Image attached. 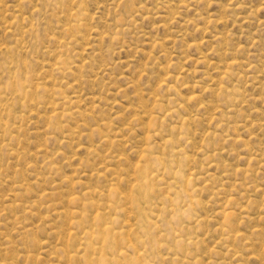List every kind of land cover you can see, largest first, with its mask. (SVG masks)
I'll use <instances>...</instances> for the list:
<instances>
[{
	"label": "rangeland",
	"instance_id": "1",
	"mask_svg": "<svg viewBox=\"0 0 264 264\" xmlns=\"http://www.w3.org/2000/svg\"><path fill=\"white\" fill-rule=\"evenodd\" d=\"M0 100V264H264V0H0Z\"/></svg>",
	"mask_w": 264,
	"mask_h": 264
},
{
	"label": "bare ground",
	"instance_id": "2",
	"mask_svg": "<svg viewBox=\"0 0 264 264\" xmlns=\"http://www.w3.org/2000/svg\"><path fill=\"white\" fill-rule=\"evenodd\" d=\"M81 13H82V12H81ZM84 19H85V18H84ZM208 21H209V20H208ZM60 42H61V41H60ZM67 69H68V68H67ZM215 69H216V68H215ZM226 69H227V68H226ZM54 70H55V69H54ZM226 77H227V76H226ZM14 85H15V84H14ZM23 85H24V84H23ZM25 86H26V85H25ZM170 86H172V85L170 84ZM219 87H221V86H219ZM220 89H223V87L220 88ZM237 89H238V88H237ZM23 91H24V90H23ZM224 91H225V90H224ZM227 91H228V89H227ZM227 91H226V92H227ZM220 92H222V91H220ZM222 93H223V92H222ZM227 93H228V92H227ZM18 95H19V93H18ZM34 95H35V94H34ZM223 95H225V94H223ZM228 95H230V96H228V97H231L232 94H229V93H228ZM236 95H237V94H236ZM236 95H235V96H236ZM65 96H66V95H65ZM26 97H27V96H26ZM20 99H21V98H20ZM84 99H85V98H84ZM228 99H229V98H228ZM165 100H166V99H165ZM229 100H232V99H229ZM0 101H1V100H0ZM30 101H31V100H30ZM88 101H89V100H88ZM158 101H159V100H158ZM71 103H72V102H71ZM67 104H68V103H67ZM68 105H69V104H68ZM156 105H157V104H156ZM8 106H9V105H8ZM8 106H7V107H8ZM162 106H163V104H162ZM177 107H178V106H177ZM60 108H61V107H60ZM63 108H64V107H63ZM53 109H55V107H54ZM56 110H57V109H56ZM161 110H162V109H161ZM7 111H8V110H7ZM140 112H141V111H140ZM156 114H157V113H156ZM143 115H144V114H143ZM161 115H162V114H161ZM152 117H153V116H152ZM152 117H151V120H152V122H153V126H154V123H155L154 120H155V119L153 120ZM154 118H156V117H154ZM162 119H163V118H162ZM160 120H161V119H160ZM182 120H183V118H182ZM184 120L186 121V119H184ZM140 121H142V120H140ZM157 121L159 122L158 119H157ZM150 122H151V121H150ZM152 122H151V123H152ZM182 122H184V121H182ZM146 123H147V122H146ZM2 124H3V123H2ZM185 124H186V123H185ZM149 125H150V124H149ZM155 126H156V125H155ZM103 127H104V126H103ZM107 127H108V126H107ZM180 127H181V126H180ZM180 127H179V128H180ZM5 130H6V129H5ZM100 130H101V129H100ZM154 130H155V129H154ZM91 131H92V130H91ZM91 131H90V132H91ZM149 131H150V130H149ZM185 132H186V131H185ZM157 133H158V132H157ZM124 134H125V133H124ZM185 134H188V133H185ZM146 135H147V134H146ZM147 137H148V136H147ZM167 138H168V137H167ZM105 139H107V137H106ZM116 139H117V137H116ZM129 139H130V138H129ZM163 139H164V138H163ZM165 139H166V138H165ZM169 140L171 141L172 139L169 138ZM166 141H167V139H166L165 141H163V142L166 143ZM115 142H116V141H115ZM117 142H118V141H117ZM172 142H173V141H172ZM167 143H168V142H167ZM167 143H166V144H167ZM163 144H164V143H163ZM171 144H172V143H171ZM143 146H144V145H143ZM143 146H142V147H143ZM163 146H164V145H163ZM168 146H169V144H168ZM113 147H114V146H113ZM165 147H167V146H165ZM111 148H112V147H111ZM92 150H93V149H92ZM113 150H114V149H113ZM164 150H165V149H164ZM173 150H174V149H173ZM162 151H163V150H162ZM174 151H175V150H174ZM90 152H92V151H90ZM146 152H148V154H149V151H148L147 148L143 149V151H142V149H141V154L143 153L142 155L146 158L145 161H146V160H149V157L147 156ZM170 152L172 153V151H170ZM170 152H169V153H170ZM176 152H177V150L174 152V155L177 154ZM171 153H170V154H171ZM162 154H164L163 157H165V154H168V153H165V152H164V153H162ZM180 154H181V153H180ZM110 155H111V154H110ZM153 155H154V154H152L151 158L154 157ZM177 155H179V152H178ZM89 156H90V155H89ZM156 156H158V155H156ZM156 156H155V157H156ZM181 156H182V154H181ZM184 156H185V155H184ZM186 156H187V155H186ZM90 157H91V156H90ZM119 157H120V156H119ZM139 157H140V158H139V162H142V161L140 160V159L142 158V156H140V154H139ZM159 157H161V156H159ZM163 157H162V158H163ZM167 157H168V155H167ZM176 157H177V156H176ZM176 157H174L173 154H172V156L169 157V160H170V158H173L172 160H174V158H176ZM151 158H150V159H151ZM181 158H185V157H181ZM187 158H188V156H187ZM187 158H186V160H187ZM143 159H144V158H143ZM152 159L154 160V158H152ZM152 159H151V160H152ZM165 159H166V158H165ZM155 160H156V161H154V162H155V163L157 162V165H158V168L156 167V168H157L156 171H157L158 169H160L159 166H161V169H162V168L165 169V170L167 169L168 172H172V171H173V170H171L170 167H168V165L165 166V165L163 164V160H162L161 158H157V157H156ZM184 160H185V159H184ZM184 160H183V162H185ZM165 161L168 162L167 159H166ZM175 161H177V160H175ZM180 161H182V160L180 159ZM148 162H149V161H148ZM152 162H153V161H151V162H149V163H152ZM177 162H178V161H177ZM183 162H182V163H183ZM106 163H107V161H106ZM170 163H171V162H170ZM180 163H181V162H180ZM144 164H146V163H144ZM144 164H142V166H139V165H141V163H139V164H136V165H137L136 168L134 167V168H135V174H136V178H135L136 181H135V183L132 185V189H130V190H134V191H135V190H138V191H141V190L143 189V187H142V186H143V183H142V182H143V181L145 182L146 177H149V176H147L148 173H150V172L147 173V168H146V166H143ZM152 164H153V163H152ZM152 164H151V165H152ZM165 164H167V163H165ZM174 164H175V163H174ZM178 164H179V163H178ZM183 164H184V163H183ZM185 164H186V163H185ZM153 165H154V164H153ZM134 166H135V165H134ZM155 166H156V165H155ZM175 166H176V165H175ZM175 166H174V167H175ZM184 166H185V165H184ZM148 167H149V166H148ZM153 167H154V166H153ZM151 168H152V167H151ZM89 169H90V168H89ZM154 169H155V168H153V170H154ZM184 169H185V168H184ZM90 170H91V169H90ZM100 170H101V169H100ZM110 170H111V169H110ZM125 170H126V169H125ZM178 170H179V167H178ZM181 170H182V168H181ZM148 171H149V170H148ZM158 171L160 172V170H158ZM162 171H163V170H162ZM159 172H158V174H159ZM180 172H181V171H180ZM123 173H124V172H123ZM151 173H152V171H151ZM151 173H150V174H151ZM154 173H155V172H153V174H154ZM173 173H174V172H173ZM173 173H171V174H173ZM181 173H182V172H181ZM153 174H152V175H153ZM160 174H161V173H160ZM166 174H167V173L165 172L164 175H166ZM152 175H150V176L152 177ZM156 175H157V173H155V175H153V176H156ZM177 175H178V174H177ZM124 176H125V174H124ZM166 176H167V175H166ZM179 176H180V173H179ZM100 177H101V176H100ZM110 177H111V176H110ZM130 177H131V176H130ZM130 177H129V178H130ZM174 177H176V175H175ZM181 177H183L182 174H181V176H180L179 178H181ZM190 177H191V176H190ZM96 178H97V177H96ZM121 178L124 179V177H121ZM153 178H154V177H153ZM153 178H150V179H152V180L154 181ZM119 179H120V178H119ZM119 179H118V180H119ZM123 179H122V180H123ZM125 179H126V178H125ZM150 179H149V180H150ZM159 179H160V178H159ZM163 179H165V178H163ZM168 179H170V177H169ZM182 179H183V178H182ZM129 180H130V179H129ZM149 180H147V181L149 182ZM180 180H181V179H180ZM183 180H184V179H183ZM183 180H181V181H183ZM189 180H190V179H189ZM189 180H188V181H189ZM97 181H98V180H97ZM150 181H151V180H150ZM156 181H159V180H157V179L155 178V182H156ZM175 181H176V179H175L174 181H171V179H170V182H169V183L171 184V182H175ZM100 182H101V181H100ZM100 182H99V183H100ZM121 182H122V181H121ZM148 182H147V184L150 183V182H149V183H148ZM155 182H154V183H155ZM165 182H166V181H165ZM178 182H179V181H178ZM178 182L176 181V184H177V185H178ZM119 183H120V182H119ZM141 183H142V184H141ZM152 183H153V182H152ZM154 183H153V186H155ZM162 183H163V181H162ZM190 183H191V182H190ZM97 184H98V182H97ZM165 184H166V183H165ZM167 184H168V183H167ZM86 185H87V184H86ZM88 185H89V184H88ZM98 185H99V184H98ZM111 185H113V184L111 183ZM121 185H122V184H121ZM149 185H150V184H149ZM156 185H157V182H156ZM162 185H163V184H162ZM171 185H172V184H171ZM171 185H170V186H171ZM173 185H174V184H173ZM173 185H172V186H173ZM187 185H188V184H187ZM126 186H127V185H126ZM153 186L151 185V188H152ZM165 186H166V185H165ZM165 186H164V187H165ZM167 186H168V185H167ZM172 186H171V187H172ZM180 186H182V185H180ZM84 187H85V186H84ZM87 187H88V186H87ZM141 187H142V188H141ZM175 187L178 188V186H175ZM182 187H183V186H182ZM188 187H189V186H188ZM89 188H90V187H89ZM169 188H170V187H169ZM113 189H114V187L112 186V189H111L112 193H114L115 191H117V190L114 191ZM126 189H127V188H126ZM128 189H129V188H128ZM140 189H141V190H140ZM174 189H175V188L173 187V190H174ZM146 190H147V189H146ZM180 190H182V189L180 188ZM180 190H178V191H180ZM107 191L111 192L109 189H107ZM119 191H120V190H119ZM128 191H129V190H128ZM138 191H137V192H138ZM144 191H145V190H144ZM86 192H87V193H86V198H87V199H86L85 203H86V202H89V200H91L89 203H87V205L90 204V206H91L92 204H95V203L93 202V200H94V199H93V196H94V195H95L96 197H98V199H99V198H100L99 196H103V195L106 194V192H105V194H104V193H101V192H103V191H99L98 188H97V191L93 189V190H90L89 192H88V190H86ZM124 192H125V190H124ZM190 192H191V191H190ZM128 193H129V192H128ZM132 193H133V191H132ZM138 193L140 194V192H138ZM84 194H85V193H84ZM114 194H115V193H114ZM114 194H113V195H114ZM119 194L122 195L123 193H122V194L119 193ZM130 194H131V193H130ZM130 194H129V195H130ZM133 194H135V193H133ZM139 194H138V196H139ZM143 194H144V193H143ZM60 195H61V194H60ZM107 195L109 196V194H107ZM111 195H112V194H111ZM120 195H118V196H120ZM123 195H124V194H123ZM123 195H122V196H123ZM126 195H127V194H126ZM146 195H147V194H146ZM82 196H83V195H82ZM118 196H117V197H118ZM127 196H128V195H127ZM130 196H131V195H130ZM136 196H137V195L135 194L133 197H136ZM138 196H137V197H138ZM149 196H150V195H149ZM73 197H74V196H73ZM78 197H79V196H78ZM84 197H85V196H84ZM106 197H107V196H106ZM106 197H105V198H106ZM123 197H125V196H123ZM123 197H122V198H123ZM128 197H129V196H128ZM133 197H132V198H133ZM145 197H147V199H149L148 196H145ZM145 197H144V199H145ZM70 198H71V197H70ZM119 198H120V197H119ZM125 198L127 199V197H125ZM132 198L130 197V199H132ZM139 198L141 199V195H140ZM193 198H194V197H193ZM72 199H74V198H72ZM79 199H80V198H79ZM83 199H85V198H83ZM120 199H121V198H120ZM120 199H119V200H120ZM136 199H137V198H136ZM87 200H88V201H87ZM95 200H97V199H95ZM101 200H102V202H103V201H104V198H102ZM108 200H110L109 197H108ZM116 200H117V199H116ZM124 200H125V199H124ZM133 200L136 201V202L138 201V200H135V198H133ZM133 200H132V201H133ZM141 200H142V199H141ZM74 201H75V199H74ZM83 201H84V200H83ZM98 201H99V200H98ZM110 201H111V200H110ZM146 201H147V200H146ZM146 201H145V203H146ZM72 202H73V200H72ZM105 202H106V201H105ZM105 202H103V203L105 204ZM120 202H121V201H120ZM125 202H126V200H125ZM129 202H130V201H129ZM129 202H128V204H129ZM138 202H139V201H138ZM138 202H137V204H138ZM140 202H141V201H140ZM147 202H149V200H148ZM85 203H84V205H83L84 208H85ZM103 203H102V204H103ZM109 203H110V202H109ZM111 203H113V202H111ZM118 203H119V201H118ZM121 203H122V202H121ZM150 203H151V202H150ZM77 204H78V203H77ZM99 204H101V203L99 202ZM107 204H108V203H107ZM114 204H115V203H114ZM131 204H132V203H131ZM148 204H149V203H148ZM120 205H122V204H120ZM124 205H127V203L124 204ZM124 205H123V206H124ZM135 205H136V203H135ZM135 205H134V204L131 205V206H134L132 211H134L135 207H137V206H135ZM146 205H147V203H146ZM146 205H145V208H146ZM90 206H89V208H90ZM93 206H94V205H93ZM96 206H98V205H96ZM123 206H122V207H123ZM143 206H144V205H143ZM147 206H148V205H147ZM149 206H150V205H149ZM55 207H56V206H55ZM62 207H63V206H62ZM81 207H82V206H81ZM100 207H101V206H100ZM110 207L112 208V205H110ZM110 207H109V208H110ZM127 207H128V206H127ZM139 207H140V206H139V204H138V208H139ZM89 208H87L86 210H88ZM93 208H94V207H93ZM98 208H99V207H98ZM98 208H97V209H98ZM101 208H102V207H101ZM113 208H114V207H113ZM116 208H117V207H116ZM130 208H131V207L129 206V209H128L129 211H130ZM78 209H79V208H78ZM94 209H96V207H95ZM106 209H107V206H106ZM114 209H115V208H114ZM118 209H119V208H118ZM120 209H121V208H120ZM122 209H123V208H122ZM122 209H121V210H122ZM131 209H132V208H131ZM151 209H152V208H151ZM91 210H92V209H91ZM103 210H105V209H103ZM94 211H95V210H94ZM97 211H100V210L98 209ZM107 211L109 212V210H107ZM111 211H112V209H111ZM113 211H114V210H113ZM119 211H120V210H119ZM123 211H124V210H122V212H123ZM129 211H128V212H129ZM135 211H138L137 208H136ZM147 211H149V210H147ZM72 212H74V211H72ZM82 212H83V211H82ZM102 212H103V211H102ZM105 212H106V211H105ZM124 212H125V211H124ZM90 213H91V212H90ZM90 213H89V214H90ZM149 213H151V212H149ZM60 214H61V213H60ZM83 214H84V213H83ZM91 214H92V213H91ZM115 214H116V213H115ZM84 215H85V214H84ZM84 215H83V218L81 217V215L79 216V218L82 219L83 221L86 220V222L84 221L86 224H85V223H81V224H83V225H84V224L87 225V228L84 229V228H83L84 226L82 227L81 225H78L77 223H75V220H73L74 223L76 224V225H75V224H74V225L77 226L78 228H79V226H80V227H82L84 230H86V231H84V232H87V235L85 236L86 238H87V236H89V238H92V237L95 236V234H96V235H99V236L101 237V239H104L105 241L108 240V241H107L108 243H107V242H105V243H107V244H106L107 246L109 245L108 247H109V250H110V247H111V248L113 247V244H112V243L114 242V240H113V236H111V237L109 236V238L106 237V236L109 235V234H110V235H113V234H114V235L121 236V234L123 233V230H122V229H118V230H120V231H117V229H114V230H113L112 227H115V226H112V227H111V218H109L108 220H102L103 217L106 218V216H105L106 214L104 215V214L101 213V212H96V215L93 213V215H94L93 217L90 216V215H87V216L85 215V217H84ZM107 215H108V214H107ZM110 215H111V213H110ZM113 215H114V213H113ZM113 215H112V217H113ZM114 216H115V215H114ZM152 216H153V215H152ZM158 216H159V215H158ZM226 216H227V215H226ZM226 216H225V217H226ZM69 217H70V216H69ZM69 217H68V219H69ZM73 217H74V216H73ZM77 217H78V215H77ZM107 217H108V216H107ZM115 217H116V216H115ZM60 218H62V217H60ZM74 218H75V217H74ZM139 218H141V217H139ZM153 218H154V217H153ZM114 219H115V218H114ZM204 219H205V218H204ZM97 220H98V221H101V222H98ZM115 220H116V219H115ZM126 220H127V219H126ZM137 220H138V219H137ZM141 220H142V219H141ZM144 220H145V219H144ZM147 220H148V219H147ZM149 220H151V219H149ZM149 220H148V221H149ZM197 220H198V219H197ZM61 221H62V220H61ZM70 221H71V220H70ZM80 221H81V220H80ZM80 221L78 220L79 223H80ZM83 221H82V222H83ZM95 221H97L96 223H98V225L95 223ZM113 221H114V220H113ZM127 221H128V220H127ZM152 221H153V219H152ZM227 221H228V223H229V221L231 222V221H233V220H230V219L228 220V219H227ZM76 222H77V220H76ZM115 222H116V221H115ZM149 222H150V221H149ZM125 223H126V222H125ZM226 223H227V222H226ZM132 224H133V223H132ZM232 224H233V223H232ZM70 225H71V224H70ZM139 225H140V222H139ZM142 225H143V224H142ZM146 225H147V224H146ZM186 225H187V224H186ZM136 226H137V225H136ZM140 226H141V225H140ZM147 226H148V225H147ZM149 226H151V222H150V225H149ZM233 226H234V225H233ZM233 226H232V227H233ZM20 227H21V226H20ZM23 227H24V226H23ZM26 227H27V226H26ZM77 227H76V228H77ZM85 227H86V226H85ZM132 227H133V226H132ZM138 227H139V226H138ZM151 227H152V226H151ZM74 228H75V227H74ZM78 228H77V229H78ZM115 228H116V227H115ZM121 228H122V227H121ZM139 228H140V227H139ZM145 228H146V227H145ZM27 229H28V228H27ZM79 229H81V228H79ZM83 229H82V230H83ZM136 229H138V228H136ZM140 229H142V227H141ZM140 229H139V230H140ZM146 229H150V228H146ZM146 229H145V230H146ZM201 229H202V228H201ZM131 230H132V228H131ZM145 230H144V231H145ZM36 231H37V230H36ZM135 231H136V230H135ZM144 231H143V229H142V232H143V233H144ZM146 231H147V230H146ZM225 231H226V230H225ZM138 232H139V231H138ZM142 232H141V233H142ZM148 232H150V230H149ZM153 232H154V231H153ZM228 232H229V230H228ZM130 233H131V232H130ZM151 233H152V232H151ZM151 233H150V234H151ZM233 233H234V232H233ZM23 234H24V233H23ZM66 234H67V233H66ZM69 234H70V233H69ZM134 234H135V233H134ZM150 234H149V236H150ZM221 234H223V233H221ZM83 235H85V233H84ZM103 235H104V236H103ZM145 235H146V234H145ZM151 235H153V234H151ZM65 236H66V235H65ZM129 236H131V235H128V239H130ZM139 236H140V235H139ZM142 236H144V235H142ZM228 236H229V235H228ZM230 236H231V234H230ZM74 237H76V236H73V238H74ZM85 237H84V238H85ZM96 237H97V236H96ZM121 237H122V236H121ZM144 237H145V236H144ZM146 237H147V241H148L147 243H149V242H150V241H149V240H150V237H148V235H146ZM151 237H152V236H151ZM173 237H175V236H173ZM188 237L190 238L189 240H192L190 236H188ZM222 237H223V235H222ZM70 238H72V236H71ZM82 238H83V237H82ZM84 238H83V239H84ZM86 238H85V239H86ZM89 238H88L89 243L86 242L85 239L83 240V241H85V242L87 243V244L84 243V246H85V247L82 249V253L84 254V255L82 256V257H83V259H82V260H83V264H105L107 261L109 262V261L111 260V257H110V258H107V257H109V256H108L109 254L106 255L107 252L105 251V249H106V248L104 247L105 245L102 244L101 247H98V246L95 247L96 245H95L94 242H95L97 239L94 240V239H95V238H94V239H93L94 241L91 242V241L89 240ZM97 238H98V237H97ZM131 238L133 239V237H131ZM134 238H135V237H134ZM152 238H153V237H152ZM192 238L194 239L195 237H192ZM223 238H225V236H224ZM223 238H221V239H223ZM67 239H68V238H67ZM106 239H107V240H106ZM121 239H122V238H121ZM178 239H179V237H178ZM219 239H220V238H219ZM35 240H36V239H35ZM35 240H34V241H35ZM112 240H113V242H112ZM122 240L125 241V238H123ZM138 240H139V239H138ZM179 240H180V239H179ZM186 240H187V238H186ZM75 241H76V240H75ZM75 241H74V242H75ZM99 241H100V239H99ZM99 241H98V242H99ZM130 241H131V240H130ZM133 241H134V240H133ZM136 241H137V239H136ZM139 241H140V240H139ZM139 241H138V242H139ZM154 241H155V240H154ZM157 241H159V240L157 239ZM221 241L223 242L224 240H221ZM37 242H39V241H37ZM70 242L72 243V241H70ZM81 242H82V241L80 240V243H81ZM103 242H104V241H103ZM128 242H129V240H128ZM128 242H127V243L124 242V243L128 244V245H127L128 247L131 246V245L134 246V247H131L132 250H133V248H135L136 245L132 244V242H131V243H130V242L128 243ZM138 242H137V243H138ZM141 242H142V239H141L140 243H138V244L140 245V244L143 243V242H142V243H141ZM151 242H152V240H151ZM177 242H178V241H177ZM183 242H185V241H183ZM197 242H198V241H197ZM63 243H64V242H62V244H63ZM67 243H68V242H67ZM93 243H94V244H93ZM96 243H97V242H96ZM120 243H121V240H120ZM37 244H38V243H37ZM62 244H61V245H62ZM82 244H83V243H82ZM98 244H99V243H98ZM98 244H97V245H98ZM115 244H116V243H115ZM121 244H122V243H121ZM129 244H131V245H129ZM144 244H145V242H144ZM47 245H48V244H47ZM94 245H95V246H94ZM111 245H112V246H111ZM118 245H119V244H117L116 246H118ZM123 245H125V244H123ZM139 245H138V248H140ZM64 246H65V245H64ZM70 246H72V245H70ZM70 246H69V247H70ZM99 246H100V244H99ZM107 246H106V247H107ZM114 246H115V245H114ZM116 246H115L114 248H116ZM150 246H151V245H150ZM158 246H159V244H158ZM38 247H39V246H38ZM77 247H78V245H77ZM103 247H104L105 249H104ZM120 247H121V246H120ZM143 247H144V246H143ZM155 247H156V246H155ZM78 248H79V247H78ZM114 248H113V249H114ZM117 248H118V247H117ZM123 248H126V247H123ZM129 248H130V247H129ZM136 248H137V246H136ZM136 248H135V249H136ZM138 248H137L135 251H133V252H134L133 255L135 254L136 259H137V258H138V259H141V258L145 255V251H144V253H143L144 255L140 258L139 253H137ZM64 249H65V248H64ZM68 249H69V248H68ZM70 249H71V248H70ZM75 249H77V248H75ZM107 249H108V248H107ZM113 249H111V250H113ZM119 249H121V248H119ZM126 249H128V248H126ZM144 249H145V248H144ZM79 250H80V249H79ZM109 250H108V251H109ZM132 250H130V251H132ZM140 250H143V249H140ZM69 251H70V250H67V251H65V252L63 253V254H64L63 256L65 257V259H67L68 261H69V260H71V261H74V260H78V261H80L79 259L81 258V255H78L77 251H75L74 253H72L71 251H70V253H69ZM113 251H114V250H113ZM113 251H112V252H113ZM115 251H116V250H115ZM115 251H114V252H115ZM182 251H183V250H182ZM105 252H106V253H105ZM114 252H113V253H114ZM116 252L118 253V255H117ZM116 252L114 253V255L119 256V253L121 254V252H118V250H117ZM124 252H125V251H124ZM126 252H127V251H126ZM126 252H125V254H126ZM140 252H141V251H140ZM60 253H61V252H60ZM113 253H112L111 255H113ZM141 253H142V252H141ZM185 253H186V252H184V255H186ZM94 254H95V255H94ZM123 254H124V253H122V255H123ZM60 255H61V254H60ZM126 255H128V254H126ZM126 255H125V257H126ZM133 255H132V256H133ZM63 256H62V257H63ZM117 256L115 257L116 259H117ZM128 256H129V255H128ZM128 256L126 257L127 260H126V261H125V260L122 261V263H124V262L129 263V262H128ZM132 256H131L130 261H131L132 259L134 260V258H132ZM146 256H147V255H146ZM186 256H187V255H186ZM28 257H29V256H28ZM28 257H27L26 259H28ZM32 257H33V255H32ZM60 257H61V256H60ZM123 257H124V255H123ZM125 257H124V258H125ZM133 257H134V256H133ZM148 257H149V256H148ZM174 257H175V256H174ZM112 258H114V257H112ZM115 258H114V259H115ZM129 258H130V257H129ZM147 259H148V258H147ZM170 259H171V258H170ZM170 259H169V260H170ZM172 259L174 260V258H172ZM172 259H171V261H172ZM177 259H178V258H177ZM177 259H175V260H177ZM181 259H182V258H181ZM32 260H33V259H32ZM119 260H120V259H119ZM122 260H123V258H122ZM179 260H180V259H179ZM188 260H189V259H188ZM27 261H28V260H27ZM34 261H35V260H34ZM64 261H66V260H64ZM68 261H67V263H68ZM114 261H116V260H114ZM117 261H118V260H117ZM140 261H141V260H139V261L137 260V262H140ZM147 261H149V259H148ZM185 261H186V260H185ZM190 261H191V260H190ZM36 262H37V261H36ZM61 262H62V261H61ZM108 262H107V263H108ZM111 262L113 263V260H112ZM131 262H133V261H131ZM137 262H135V263L137 264ZM178 262H179V261H178ZM180 262H181V261H180ZM180 262H179V264H180ZM259 262H260V261H259ZM34 263H35V262H34ZM54 263H55V262H54ZM69 263H70V262H69ZM72 263H73V262H72ZM72 263H71V264H72ZM78 263H81V262H78ZM107 263H106V264H107ZM109 263H110V262H109ZM169 263H170V261H169ZM174 263H175V261H174ZM73 264H74V263H73ZM75 264H76V263H75ZM114 264H116V262H114ZM117 264H118V263H117ZM120 264H121V263H120ZM124 264H125V263H124ZM138 264H139V263H138ZM145 264H146V263H145ZM148 264H150V263H148ZM171 264H172V263H171Z\"/></svg>",
	"mask_w": 264,
	"mask_h": 264
}]
</instances>
